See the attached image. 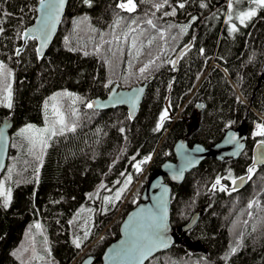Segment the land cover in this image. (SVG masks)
Here are the masks:
<instances>
[{
	"label": "trees",
	"instance_id": "16d2710c",
	"mask_svg": "<svg viewBox=\"0 0 264 264\" xmlns=\"http://www.w3.org/2000/svg\"><path fill=\"white\" fill-rule=\"evenodd\" d=\"M38 2L0 0V63L5 74L11 73L8 80L0 79V124L5 118L12 124L0 180L11 194L7 206V195L0 196V264H79L88 254L94 255L93 264H102L105 247L140 201L152 170L174 159V143L185 137L210 146L244 120L249 136L238 158H207L173 184V226L180 230L196 211L199 218L146 264H264V164L256 166L244 187H232V179L253 165V146L264 140L252 135L254 122H264V82L258 83L264 67V7L252 0H168L157 10L154 5L163 0H135V10L128 11L118 7L127 0H69L46 53L39 56L37 40L29 38L17 55ZM253 8L256 15L241 24L239 14ZM188 44L175 67L176 53ZM149 60L155 62L141 74ZM151 76L133 118L126 106L86 107L114 83L129 87ZM59 89L75 100L67 102L64 125L39 142L29 131L21 134L27 125L43 123L44 102ZM167 98L170 118L154 131ZM149 156L148 176L135 186L141 173L133 163ZM217 177L220 184L213 188ZM117 190H122L119 200ZM93 202L97 207L89 221L81 214Z\"/></svg>",
	"mask_w": 264,
	"mask_h": 264
},
{
	"label": "water",
	"instance_id": "95a60500",
	"mask_svg": "<svg viewBox=\"0 0 264 264\" xmlns=\"http://www.w3.org/2000/svg\"><path fill=\"white\" fill-rule=\"evenodd\" d=\"M68 3L69 0H65L64 6L59 12V19L55 21V27L51 30L47 42L42 46L43 37L36 38L39 56H43L46 53L58 34ZM51 11L42 7L39 0L35 20L23 32V44L19 47L21 50H23L27 40L35 34L34 30L43 26L42 22L50 23L49 15ZM25 32L28 35H24ZM189 45H185L176 53L175 63H173L175 67H177L181 54ZM152 79L153 76L147 78L144 82L129 87L114 83L109 87L106 96H97L91 100V102H95L93 108L104 110L126 106L130 116L133 118L139 110L149 82ZM262 81L264 82V67L260 73L258 83L260 84ZM11 126L12 124L8 118H5L0 124V180L8 164L11 146ZM248 136L249 127L246 120H244L237 128L227 129L224 135L210 146L199 141L189 143L185 137L179 138L173 145L174 159H166L160 167L152 170L140 193V201L125 214L119 226L118 237L105 247L101 256L102 264H146L152 256L170 249L175 242V233L180 234L191 228L200 215L199 211L194 212L180 230L178 227L173 226L171 222L173 184L183 182L187 173L198 167L207 158H215L217 160L238 158L247 147ZM238 144L243 145V147L238 149ZM261 157H264V146H261L258 142L253 147V163L260 160ZM262 164L264 163H257L256 165ZM247 182L248 179L241 182L236 178V184L233 187L242 188ZM157 231L162 232L166 237L168 246L155 249L143 260H138L135 250L145 243L146 234L150 236ZM94 258V255L88 254L79 264H93Z\"/></svg>",
	"mask_w": 264,
	"mask_h": 264
},
{
	"label": "snow or ice",
	"instance_id": "6c2138e0",
	"mask_svg": "<svg viewBox=\"0 0 264 264\" xmlns=\"http://www.w3.org/2000/svg\"><path fill=\"white\" fill-rule=\"evenodd\" d=\"M84 2L86 4H90L91 3V0H84ZM64 3H65V0H40V4L42 7H45L49 10H52L50 12V15H49V22H42L43 23V26L40 28V29H36L34 30L35 31V34L31 37L33 39H36L38 37H43V40H42V46L47 42V38L48 36L51 34V30L55 27V21L59 19V12H60V9L64 6ZM168 3V0H163V3L161 4H155L154 7L159 10L160 8L164 7L165 4ZM252 3L255 4L257 7H264V0H252ZM185 5L184 3H179L178 4V7L179 8H183ZM118 7L122 8V9H127L128 11H134L135 8H136V4H135V0H127L126 3L124 2H121ZM229 7H231V4L229 5ZM0 12H2V10H0ZM170 13H164V15H169ZM3 15L4 16H9L11 15V13H6V12H3ZM256 15V10L253 8V9H249L247 12H241L239 14V16L237 17V19H239L240 23L241 24H244L245 23V20L246 19H251L253 16ZM229 21H231L232 17L231 15H229L228 17ZM133 23H135V21H133ZM148 24L152 25L153 27H155V25L152 24V21L151 20H148L147 21ZM0 24H3V20H0ZM232 31L236 30V25L233 24L231 26V29ZM4 32V28L3 27H0V33ZM24 35H28L27 32L24 33ZM151 43V40H149V44ZM133 44H135V41H133ZM203 51V50H201ZM21 52V49L20 48H17L16 49V54L19 55ZM85 55H87V53H85ZM155 61L154 60H149L148 63H146L144 65V67H142L140 69V73L143 74L149 67L150 64H153ZM171 63H175V61H172ZM5 65H3L2 63H0V79H3V80H7V76H10L11 73H7V75L5 74ZM6 91H7V104L6 106L8 108H12L13 105H12V100H11V85L10 84H7V87H6ZM142 91V89H141ZM59 95V94H58ZM64 95H71L70 93H64ZM73 103H75V100H73ZM94 103L95 102H88L86 104V107L87 108H93L94 107ZM55 111L57 112V114L59 115V123L61 125H64V118H63V115L62 113L59 112V109H55ZM168 117V110L167 109H164L163 112L161 113L160 117H159V122L157 124V127L156 129H154V131H159L160 128L163 126V122L164 120ZM32 125H27L26 128L24 129H21V134H23L24 132L32 129ZM75 129V125L72 126L71 129L69 130H74ZM258 132L256 133L257 135H260V136H264V124H260L258 125ZM64 128L62 127L61 128V132H63ZM44 131H47V129H45ZM121 131L123 132L124 130L121 129ZM52 134L55 135L56 132H55V129L53 128L52 129ZM260 145L261 146H264V140H261L260 142ZM243 145H239L238 144V149L239 148H242ZM238 154V153H237ZM39 159V157H38ZM151 157H145L144 160L140 161L138 164H136V168L138 171H140V164L142 163H146L148 160H150ZM257 163H264V157H261L260 160L258 161H254L253 165L250 166L248 169H247V174L246 176H242V177H239L237 179H239L241 182H244L246 179H251L252 175L255 174V170H256V164ZM123 175V173H122ZM176 178H179V177H176ZM231 178V176H230ZM220 180L221 178L220 177H217L215 183L212 185L213 188H216L217 185L220 184ZM127 181L128 182H131V176L129 175L127 177ZM232 183L233 185L236 184V179H233L232 180ZM221 190H224L223 188ZM233 190H235V188H233ZM4 195H7V200L5 201V206H7L8 202L11 200V194L10 193H5V191L3 190V185L0 184V196H4ZM122 195V190H117V192L115 193V199L119 200L120 197ZM254 203V202H253ZM252 204L250 203L249 207H251ZM37 228H40V225L37 224L36 225ZM162 227V225H161ZM85 235H87V233H85ZM76 247H80V241L79 239L75 240L74 241ZM168 246V241L166 239V237L163 235L162 232L160 231H157L155 232L153 235H147L145 236V243L140 245L136 250V258L138 260H143L144 258H146L147 256H149L155 249H158V248H164V247H167ZM237 251V248H233L232 249V252H236Z\"/></svg>",
	"mask_w": 264,
	"mask_h": 264
},
{
	"label": "rangeland",
	"instance_id": "374dc122",
	"mask_svg": "<svg viewBox=\"0 0 264 264\" xmlns=\"http://www.w3.org/2000/svg\"><path fill=\"white\" fill-rule=\"evenodd\" d=\"M4 71H5V69H4ZM7 80H8V76H7ZM136 84H138V83H136ZM64 93L65 92H63L62 90L59 89V90L53 92L52 94H50L48 98H46L44 105H43V109L45 112V116H44L45 118H44L43 123L40 126L35 125L32 127V129L28 130L29 131L28 133L31 136H33V138L36 139L38 142L41 141L42 139L48 138V136L52 134V129L53 128L55 129L57 127V125L60 124L58 122L60 117L57 114V112L55 111V109H59V112L62 113L63 118H64V110L67 107L66 106L67 102H68V100H73V98H74L73 95H64ZM165 109L168 110V117L170 118V106H169L168 98L166 100ZM260 124H264V122H262V121H255L254 122L253 128H252V135H257L256 133L259 130L258 125H260ZM45 129H47V131H44ZM150 157H151V159L148 160L146 163L140 164L141 175H140L137 183L135 184V186L140 185L143 181H145V178L148 176V172L150 171V163L152 161V156H150ZM139 162H140V160L135 161L133 163V166L136 168V164H138ZM236 178L237 177H234L233 179H236ZM0 184L3 185V190H5L6 187L3 184V181H1ZM101 185H102V182L99 184V187ZM232 185H233V183H232ZM97 202L99 203V199L97 200ZM97 202H93L92 204H90L91 210L84 211L81 214V217H85V218L88 217V220L90 221L92 219L93 214H94V209L97 207V205H96ZM33 251H34V247L31 248L29 255H31V253L33 254Z\"/></svg>",
	"mask_w": 264,
	"mask_h": 264
},
{
	"label": "flooded vegetation",
	"instance_id": "af4514ba",
	"mask_svg": "<svg viewBox=\"0 0 264 264\" xmlns=\"http://www.w3.org/2000/svg\"><path fill=\"white\" fill-rule=\"evenodd\" d=\"M258 142H260V141H258ZM258 142H257V143H258ZM253 147H254V146H253ZM252 162H253V150H252ZM256 166H257V165H256ZM243 175H246V174H243ZM240 176H242V175H240ZM240 176H238V177H240ZM238 177H237V178H238ZM232 187H233V186H232Z\"/></svg>",
	"mask_w": 264,
	"mask_h": 264
},
{
	"label": "bare ground",
	"instance_id": "6f19581e",
	"mask_svg": "<svg viewBox=\"0 0 264 264\" xmlns=\"http://www.w3.org/2000/svg\"><path fill=\"white\" fill-rule=\"evenodd\" d=\"M183 47H184V46H183ZM180 49H181V48H180ZM180 49H179V50H180ZM179 50H178V51H179ZM65 129H66V128H65Z\"/></svg>",
	"mask_w": 264,
	"mask_h": 264
}]
</instances>
